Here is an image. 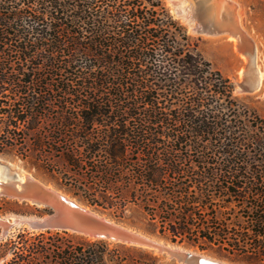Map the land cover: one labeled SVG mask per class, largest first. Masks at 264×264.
I'll return each instance as SVG.
<instances>
[{
	"label": "trees",
	"instance_id": "16d2710c",
	"mask_svg": "<svg viewBox=\"0 0 264 264\" xmlns=\"http://www.w3.org/2000/svg\"><path fill=\"white\" fill-rule=\"evenodd\" d=\"M198 41L163 0H0V155L32 158L117 221L132 208L145 232L264 264V116L237 101ZM0 259L162 257L23 229L0 241Z\"/></svg>",
	"mask_w": 264,
	"mask_h": 264
},
{
	"label": "rangeland",
	"instance_id": "374dc122",
	"mask_svg": "<svg viewBox=\"0 0 264 264\" xmlns=\"http://www.w3.org/2000/svg\"><path fill=\"white\" fill-rule=\"evenodd\" d=\"M163 1L173 16L185 25L188 33L195 39H199V50L202 56L211 63L212 68L218 70L231 81L233 94L236 96L237 101L264 116V0H228L233 5V8L229 12L223 11L220 14L216 13L211 0H187L185 13H182L184 10L175 11L174 3H177L178 0ZM237 28L244 34L243 44L245 50L237 47L238 41L235 42L228 38L227 34L229 32L237 33L235 31ZM0 161L8 162L12 165L10 173H13L15 170L18 172H28L39 180L88 205L72 195L70 189L61 187L58 174L49 172L32 158L22 159L14 151H10L4 155H0ZM4 199L9 202H0V207L7 206L10 209L0 212V241L14 236L23 229L39 231L26 223L27 219L40 215L32 211V208L35 206L25 203L29 206V209H27L13 203L16 200ZM18 203L22 204L24 202ZM93 208L114 219L110 215L111 212H104L97 207ZM26 210L30 212H25ZM127 216L130 217L119 222L154 237L169 246H176L205 254L229 264H251L250 261L242 257L228 255L227 252L217 246H212L209 250L205 251L198 249L196 246H190L187 243H171L157 234L145 232L143 229L147 221L144 220L140 213L134 212L132 208L127 210ZM1 221L9 222L11 227L5 231L1 225ZM153 251L162 257L159 264H181L157 250ZM2 263L3 259H0V264Z\"/></svg>",
	"mask_w": 264,
	"mask_h": 264
},
{
	"label": "water",
	"instance_id": "95a60500",
	"mask_svg": "<svg viewBox=\"0 0 264 264\" xmlns=\"http://www.w3.org/2000/svg\"><path fill=\"white\" fill-rule=\"evenodd\" d=\"M0 161V196L42 208L43 213L26 220L37 230H62L82 236H94L130 246L157 250L181 264H229L208 255L169 246L158 239L98 212L28 172L14 171ZM7 231L11 224L1 221Z\"/></svg>",
	"mask_w": 264,
	"mask_h": 264
},
{
	"label": "bare ground",
	"instance_id": "6f19581e",
	"mask_svg": "<svg viewBox=\"0 0 264 264\" xmlns=\"http://www.w3.org/2000/svg\"><path fill=\"white\" fill-rule=\"evenodd\" d=\"M211 1H212V6L216 10L217 14H220V12H223V11L229 12L233 8V5H231L228 0H211ZM186 2H187V0H178L177 3H174L175 4V11L178 12L179 10H182V11L184 10V12H182V13H185ZM186 11H187V9H186ZM237 34L238 33L229 32L227 35H228L229 39L237 42L238 38H239V34L238 35ZM87 237L92 238V239L94 238V236H92V235L87 236Z\"/></svg>",
	"mask_w": 264,
	"mask_h": 264
},
{
	"label": "crops",
	"instance_id": "0c3cea01",
	"mask_svg": "<svg viewBox=\"0 0 264 264\" xmlns=\"http://www.w3.org/2000/svg\"><path fill=\"white\" fill-rule=\"evenodd\" d=\"M237 33H239V40H238V45H237V47L239 48V49H243V50H245V47H244V44H243V38H244V34L242 33V31L240 30V29H236L235 30ZM232 42V41H231Z\"/></svg>",
	"mask_w": 264,
	"mask_h": 264
}]
</instances>
